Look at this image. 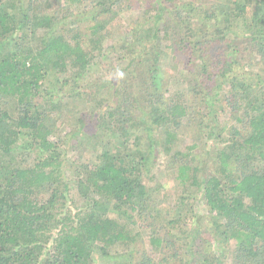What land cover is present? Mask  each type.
Here are the masks:
<instances>
[{
  "label": "trees",
  "instance_id": "1",
  "mask_svg": "<svg viewBox=\"0 0 264 264\" xmlns=\"http://www.w3.org/2000/svg\"><path fill=\"white\" fill-rule=\"evenodd\" d=\"M84 1L75 0L80 15L86 14ZM125 1L90 0L92 24L83 43L77 21L64 24L46 12L51 0H0V264H174L170 260L180 249L185 252L180 264H222L197 232L183 238L196 190L212 217L210 233L218 243L234 241L232 264H264V53L250 61L241 57L242 66L236 60V41L249 54L264 45V0H206L196 6L149 0L156 2L149 36L126 46L139 86L128 101L95 120L87 139L100 150L74 186L85 209L66 207L57 127L74 123L72 108L78 107L79 116L100 98L87 102L74 91L70 109V102L53 100L57 80L69 72L61 86L71 85L87 70ZM36 38H42L41 47H30ZM165 50L179 52L183 71L191 74L186 88L199 105L197 116L210 117L207 98L219 102L218 91L225 88L230 124L198 118V129L206 127L208 135L197 146L214 153L206 173L194 146L181 150L177 142L178 130L192 121L188 106L156 94L160 81L151 70ZM105 132L110 134L102 140ZM32 151L34 159H25ZM160 153L163 176L169 171L185 188L170 216L157 200L163 187L150 171ZM145 177L158 182L145 186ZM138 221L157 258L132 251L142 238Z\"/></svg>",
  "mask_w": 264,
  "mask_h": 264
},
{
  "label": "rangeland",
  "instance_id": "2",
  "mask_svg": "<svg viewBox=\"0 0 264 264\" xmlns=\"http://www.w3.org/2000/svg\"><path fill=\"white\" fill-rule=\"evenodd\" d=\"M205 1L206 0H178V4L192 2L194 6H196ZM51 2V5L49 2L45 3V5H47L45 7L48 8L46 12H51L64 24L77 21L75 26L80 28L83 43L86 42L87 36H85V34L87 33V25L92 24L91 21L87 20L90 15V12H87V10H92L93 3L90 2V0L84 1L82 9L86 14L80 15L75 8V0H51ZM155 3V1L151 2L149 0H126L122 9H118V13L111 18V25H109L108 28L109 37L103 44V50L93 58L87 70L80 74L78 79L74 81V84L71 83V85L61 86L63 79L68 77L69 72L60 78L61 81L54 79V77L47 79L51 80L50 82L57 80L58 86H55H57V88L60 87V90L55 94L53 100L61 101L62 103L65 101L66 103L70 102L68 105L70 109L73 105L70 98H73L72 95L74 91L82 93V97L87 102L94 97L100 98V103L93 105V109H91L90 112L84 108L85 110L78 116L75 115L77 114V110L79 111V109H77L78 107L76 108L77 110L75 108L71 109V116L74 114L73 116L75 118L71 120L75 124L64 123L57 127L58 133L56 137H61L60 150L63 160L62 178L64 182L68 184L66 207H70L73 210V207L77 206L78 208L74 211L79 209L82 211L85 209L86 203L82 197L78 196L76 188H74L75 182L79 177L80 179L84 177L83 172L85 170L83 166L92 165L90 164V157L100 150V146L93 147L92 140L90 138L87 139V135H91V132L93 133V124L98 117L101 118L102 116H106L107 113H110L111 109L121 105L124 101H128V99L132 97L129 92L132 89L135 91L137 90L139 80L136 78L129 65L130 57L133 56V53L131 54L126 46H130L142 36H149L151 28L148 23L156 13L151 6L155 7ZM207 6H209V3H207ZM41 36L43 35L38 33V38ZM38 38H36L35 41L32 40V44L29 46L32 48H35L37 45L41 47L43 40L42 38L38 40ZM236 43L237 50H239L241 54H236V60L239 61L238 66L243 65L245 62H243V60H253L256 52L262 50L264 53V45H256L254 51L249 54L245 49V45L238 43V41H236ZM166 44H168V42H164L163 47ZM163 47L162 49H164ZM145 51V47L140 48L141 53L144 54ZM166 51L167 50H165L164 55L160 56L158 61L154 62L157 69L151 70L160 81L158 82L159 86L158 89H156V94H161L163 99L169 98L174 100V102H179L184 106H188L187 114L192 118V121L178 130L179 140H177V142L181 146V150L187 147V151L189 146H194V150H192L195 154L200 153L199 162L201 166L204 167V173H206L213 168L214 153L212 154V149L209 150L210 153H204L200 150L201 148L197 146L199 140L200 142H204L208 135V129L206 127L198 129V118H205L206 120L208 118L213 119L218 126L230 124L227 120L230 109L228 105H225L224 98H222L225 88L218 91V95H220L219 102L214 103V101L207 98L208 107L206 108V112H208L207 114H209L210 117L206 116L205 112L197 116L196 112L199 109V105H197V102H193L192 94L186 88V79L187 77L190 78L191 74L183 71L184 61L177 58L181 56L179 52L172 53L169 51L167 54ZM241 57H243V60ZM259 69V67L256 68V70ZM187 70L189 72L192 71L193 68L188 66ZM150 72L147 73V75L150 74ZM82 106L83 105H81V107ZM109 134V132L101 133L99 137H102V140H106ZM34 153L35 152L32 151L30 155L28 154L25 156V159L30 161L33 160L35 157ZM164 158L165 157L160 153L155 164L153 163L150 166V171L157 174L160 186L163 187V191L161 190V194L157 200H161L160 205L168 210L170 216L174 211L176 198L185 188L179 185V180L175 176L172 177L168 174L169 171L168 173L165 172L163 176V171L165 170ZM146 178L147 177H145L143 181L145 186L151 187L158 182L156 181L157 179L148 182ZM193 196L194 199L191 201L193 209L189 215L187 214V234L183 238L188 240L197 232L200 238L206 239L211 243L213 251L222 259V264H232V252L235 247L234 241H231V243H218L219 239L213 236L210 230H208L209 226L212 224V217L209 215V211L200 190H196V194ZM132 228L135 230V225ZM138 230L142 238L137 244L133 245L132 251L134 252L135 250L137 256L144 252L151 255L153 259L157 258V252L152 250V246L146 244L149 237L148 230H146L144 226H141L140 221H138ZM176 235L181 238L180 234ZM121 249L122 248H120V250ZM178 252L177 258L175 260H170L171 263L180 264L181 260L185 259H181L185 255L184 250L180 249ZM96 260L100 262L98 258H96ZM108 263L109 262L105 263L102 261L99 264Z\"/></svg>",
  "mask_w": 264,
  "mask_h": 264
}]
</instances>
